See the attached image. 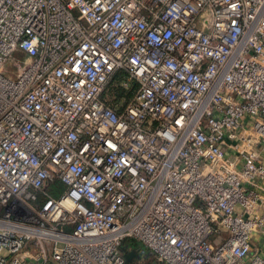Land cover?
I'll return each instance as SVG.
<instances>
[{
	"label": "built area",
	"instance_id": "obj_1",
	"mask_svg": "<svg viewBox=\"0 0 264 264\" xmlns=\"http://www.w3.org/2000/svg\"><path fill=\"white\" fill-rule=\"evenodd\" d=\"M128 238L264 264V0H0V264H125Z\"/></svg>",
	"mask_w": 264,
	"mask_h": 264
},
{
	"label": "trees",
	"instance_id": "obj_2",
	"mask_svg": "<svg viewBox=\"0 0 264 264\" xmlns=\"http://www.w3.org/2000/svg\"><path fill=\"white\" fill-rule=\"evenodd\" d=\"M124 75V72H116L112 78L107 83L104 89V95L110 103H114L115 99L121 97H128L131 92L132 88H124L121 84V79ZM109 90V91H108ZM108 91V93H107ZM61 185L58 181L52 182L47 186V189L54 195H57V191L60 190ZM122 248L124 251L128 252L132 249H137L138 255H134L133 257L126 259L125 264H154L153 257L151 253L145 252L144 248L141 244H139L136 240L132 238L125 239L122 243ZM138 256V257H137ZM151 258L150 260H145ZM150 261V262H149Z\"/></svg>",
	"mask_w": 264,
	"mask_h": 264
},
{
	"label": "rangeland",
	"instance_id": "obj_3",
	"mask_svg": "<svg viewBox=\"0 0 264 264\" xmlns=\"http://www.w3.org/2000/svg\"><path fill=\"white\" fill-rule=\"evenodd\" d=\"M25 53L17 48L15 49L6 59L5 63H4V66H3V73L8 76V77H11V78H14L15 77V74H16V67H15V61H19L21 63H23V61L25 60ZM109 91V90H108ZM107 91V93H108ZM125 99L124 98H116L115 101H120V102H123ZM228 233V231H222V235H226ZM138 242V241H137ZM139 243V242H138ZM140 244V243H139ZM144 248V247H143ZM144 251L145 252H149L147 248H144ZM151 253V252H149ZM152 254V253H151ZM153 257L151 258H148V259H145V260H153V262L155 263V256L152 254ZM150 262V261H149Z\"/></svg>",
	"mask_w": 264,
	"mask_h": 264
},
{
	"label": "water",
	"instance_id": "obj_4",
	"mask_svg": "<svg viewBox=\"0 0 264 264\" xmlns=\"http://www.w3.org/2000/svg\"><path fill=\"white\" fill-rule=\"evenodd\" d=\"M134 255H138L137 249H132V250H130V251H128V252L125 253V257L127 259L133 257Z\"/></svg>",
	"mask_w": 264,
	"mask_h": 264
}]
</instances>
